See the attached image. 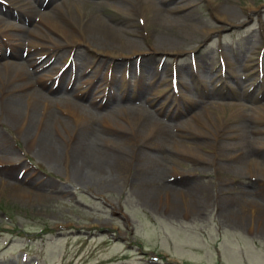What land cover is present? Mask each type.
<instances>
[{
    "label": "rangeland",
    "instance_id": "374dc122",
    "mask_svg": "<svg viewBox=\"0 0 264 264\" xmlns=\"http://www.w3.org/2000/svg\"><path fill=\"white\" fill-rule=\"evenodd\" d=\"M2 1L6 5L0 2V28L5 26L9 33L17 34L16 28L29 27L36 23L38 16L29 14L28 11L32 12L37 8L35 1L38 0H32V4L28 0H14L24 2L20 16L16 14V22L11 20L8 13L11 8L18 12V8L8 3L9 0ZM63 1L65 0H54V5L60 7ZM78 1L87 14L95 15L110 24H129L131 29L141 33L138 40L146 52L114 59L108 66L110 72L106 74V81L109 82L111 69L115 64L120 66L121 70H116L114 78L111 77V81L117 84L115 87L124 84L129 91L135 90L136 76L140 74L138 62L147 63L149 67L147 72L142 70L145 78L141 80L149 87L148 96H155L158 91L160 99H157L164 103L166 108L172 106L168 116L156 114L150 108L154 115L152 119L166 126L171 133L169 138L174 142L170 139V142H165L164 134L158 135V144L165 148L153 152L137 150L128 143L127 148L133 149L127 156H123L120 164L117 163L124 166V169L116 172L118 180L100 189L95 186H79L70 181L66 167H69L68 156H71L73 142L79 143L76 139L80 130H76L77 136L75 134L67 143L62 141L63 137L66 138L64 128L66 132L70 129L71 122L66 117L54 123L58 128L55 133L50 129L49 135L58 140L61 153L48 163L40 155L42 153L37 152L35 141L22 129L16 128L14 123L17 121L14 120L13 123L9 117L0 115V119L4 121L0 122V135L5 144L2 150L6 147L7 152L15 154L5 156L11 159V164H7L10 165L9 168L0 166V264H264V227L257 231L252 217L248 218L251 224L247 220H241L249 210L247 201L254 199L258 201L255 203L257 206L260 204V207H263L254 209L264 220V170L260 174L254 170L250 171L244 163L240 164L239 160L226 156L225 147L218 152V142L210 147L208 144L211 143L201 146L194 144L191 140L194 137L188 129L205 131L203 122L206 123V112L213 116L211 112L218 111L219 118L223 120L230 111L227 104L242 105V108L238 109L247 114L252 106L264 104V41L262 44L258 42L261 44H258V48H254L256 44L252 43L261 33L264 38V0H213V5L207 0H195L190 11L191 22L197 27L186 26L181 29L182 34L179 35L166 32L163 28H154L147 24L145 26L142 23L143 18L140 17V21L136 15L133 18L123 15L122 8L127 4L124 0ZM171 2L169 0L166 4L170 6ZM48 3L46 12L58 14L59 11L53 10ZM225 7L235 10L230 23H224L215 16L217 10ZM186 9L174 12L175 14L166 13L169 16L183 15L189 11ZM203 29H211L208 36L204 35ZM117 33L122 34L119 31ZM153 35L169 36L177 40L173 53L148 51ZM64 48L66 47H57L46 63L49 67L53 63L54 68L41 72V76L45 72V77H52L50 81L47 80L48 86L45 85L54 88L57 98L59 95L71 98V89L83 77L88 79L86 85L90 81L93 85L98 83L107 71L106 65L103 69H98V65L110 60L108 56L90 53L83 44L76 43L70 48V58L63 63V54L60 53L65 51ZM25 49L24 42L23 45L12 47L11 53L2 49L0 63L24 61ZM236 54L243 58L248 68L231 73L226 70L225 63L224 67L221 65V59L228 58L233 61L236 60ZM55 57L58 59L55 60ZM260 59L263 77L258 76L257 68H254ZM79 60L89 62L90 66L81 77L76 75L77 70L73 64V61ZM123 65H127L124 79L121 74ZM174 69L177 73L178 69H181L180 75H177L178 87L176 86L175 93L169 85L170 74H175ZM232 74L237 76L238 86ZM26 80L32 82V77ZM32 84L40 93L47 94L39 85L33 82ZM104 87L96 93L97 96L102 93ZM129 91L124 90L123 97ZM117 95L118 93L114 92L112 100L109 95L107 103L103 98L99 107L103 114L112 110L107 119L115 121H119L120 113L115 111L121 109L118 105L121 96L119 95L117 101L114 100ZM181 95L187 98H181ZM90 97L91 93L85 97L87 101L83 107L88 106L91 98L96 100V97ZM85 99H81L80 104H84ZM128 99H131L134 110L145 113L148 109L145 101L138 102L133 96H128ZM173 103H176L177 107ZM130 111L125 110V117L133 116ZM193 114L198 117L195 119L198 122L192 119L187 124H181L179 130L173 128L174 124L189 120ZM122 122L126 124L124 120ZM92 124L97 127L95 122L90 126ZM262 124L259 123L258 126L264 127ZM32 125H29L30 136L33 129L34 135H37L39 130L37 126L32 129ZM143 127H146V124L142 122L139 125L140 134ZM44 129L47 130L46 127ZM82 130L84 129L80 132L84 134ZM108 130L111 131V128ZM108 130L102 128L93 133L89 132L88 137L84 138L83 146H91L93 150L97 149L99 154L110 151L113 148L111 137L115 136V132L114 129L112 132ZM177 132L179 135H174L178 134ZM259 136L264 137V131L250 136L249 139ZM38 138L44 141L47 135H39ZM179 139L183 145H188L192 151L199 153L201 159L197 158L194 152L178 150L181 144ZM260 153L264 154V151L261 150ZM95 155L98 156L97 153ZM260 161H263L261 164L264 166V155ZM153 167H156L155 170ZM17 187L21 189L18 190L20 193L23 191L25 194L23 198L14 193ZM144 192L153 195V200L148 201ZM166 195L183 202L184 205L179 202L181 206H177L174 212L171 208L160 205L159 201L168 199ZM193 200L196 201L195 205L191 206L193 208L187 206L188 202ZM253 221L258 220L253 218ZM173 259L180 260V263Z\"/></svg>",
    "mask_w": 264,
    "mask_h": 264
},
{
    "label": "bare ground",
    "instance_id": "6f19581e",
    "mask_svg": "<svg viewBox=\"0 0 264 264\" xmlns=\"http://www.w3.org/2000/svg\"><path fill=\"white\" fill-rule=\"evenodd\" d=\"M9 1L10 2L8 3H10L12 6L18 8V10H22L24 2L14 0ZM46 1L47 3L49 2L48 6H51L53 10L57 9L59 11L57 12L58 14L47 13V3L43 7L39 8L41 0H38V2L35 1L37 8H32V12H30L31 10L28 11L29 14L38 16L35 24L32 23L29 27L26 26L16 28L15 30H17V34L9 33L6 29L7 27L5 26H1L0 28V57H2V49L8 50V53H11L10 49L12 47H17L18 44L23 45V42L26 47V49L24 50V61L0 63V110L2 111L0 115L9 117L8 119H10L13 123L14 120H16L17 122L14 123L16 125V128L22 129L24 133L30 137V139L35 141L37 152L42 153L40 155H42L43 159H45L48 163L53 158H56V155H59L61 153V150L58 149V140L52 138L51 135H49L50 129L53 133H55V131L58 129L54 124L55 122L60 121L63 117H66L71 122L69 124L70 129L67 132L64 128L66 138L63 137L62 141H66V143L71 140V138H73V136L76 134V130L81 131V129H84L82 131L84 132V134L86 133V135H84L80 131L79 134L77 133L78 139L76 140H79V143L73 142V145L71 147V156H68L69 167H66V169L70 181L76 182L79 186H95L96 188L100 189L105 185H110L115 180H118L116 179V172H118L120 169H124V166H119L118 164H120L119 162H122L123 156L128 152H131L133 149L127 148L126 145L128 143L130 145L132 144V147H134L135 149L142 151L153 152L165 148L161 143V145L158 144L157 137L158 135L160 136L164 134L163 138L166 137V139H164L165 142H167V140L168 142H170L171 139L169 137L171 136V133H169L167 128H165L166 126L155 122L154 119H152V114L154 112L156 114L168 116L169 114H171L169 113V109L172 106L166 108L167 106L160 100H155L156 96L159 98L160 92L158 93V91H156L155 96H148L149 87H147L144 84L145 82L141 80L145 78L144 72H147V67H149L147 66V63L140 64L138 62L140 74L136 76L137 80L135 81V90L129 91L130 89L126 88L124 84H120L119 87H115L117 86V84L111 81V77L114 78V72H116V70H120V66L115 64L112 66L109 82L106 81V74L110 72L108 66L114 59L120 57H129L130 55L137 56L141 53L146 52V50L141 48V43H139L138 40L140 39V32L135 29H131L129 24H121L117 22L110 24V22L107 23L95 15L87 14L80 7L81 4L78 0H65L60 3V7L54 5V0L53 2L52 0ZM167 1L169 0H124L123 2H126L127 4H124L125 6H123L122 8V14L125 16H130L132 18L136 15L139 18H143L142 23L145 26L147 24L154 28H163L166 30V32H172L178 35L182 34V32L180 31L186 26H190L193 28L197 27L195 23L191 22L192 13L190 11L191 5L195 0H170L172 1L170 6L166 4ZM11 2H14V4H12ZM207 2L212 5L214 4L213 0H207ZM17 4H19L20 6H18ZM111 4L113 3L111 2ZM41 8L42 11H40ZM184 8H187L189 11L187 13H184L183 15L169 16L166 13L168 12L171 14H175L174 12H179L180 10L183 11ZM249 10H251V8ZM234 11L235 10L232 7L220 8L215 12V16L218 19L223 20L224 23H230V18L233 17ZM125 26L127 28H125ZM210 30L211 29H203L204 35H207L208 32L210 33ZM118 31L122 32V34L117 33ZM8 41L10 42V44H6ZM150 42L151 43H149L148 51H171L173 53L174 47L177 46V40H173L172 38H169V36L153 35L150 38ZM12 43L13 46H11ZM76 43L83 44V46H85V48L90 53H102L108 56L110 60L107 63L105 61L101 62L97 67L98 69H103L106 65L107 71L103 78L95 85H93V82L91 81L86 85L88 79H83V77L79 81V83L76 85L74 84L75 86L71 89V98H67L66 96L63 97L61 95H59V97L57 98L56 95H54V88L46 87V85L48 86V84H46L47 80L52 77H45V72L41 76V72L44 69L47 72L50 69L54 68L53 63L50 64L51 67L46 65V63H48V61L52 57V53H54L57 47H66L64 48L65 51L63 53H60L61 55L63 54L62 62L64 63L67 59L70 58L69 52L71 50V46L76 45ZM65 52L67 53L64 54ZM235 57L236 60L233 61L228 60V58H222L224 59L223 61L226 64V70H229L231 73H237L239 69L244 70L246 68V64L243 62V58L241 56L239 58L237 54ZM57 59L58 57H55V60ZM73 64L77 70L76 75H78L79 77H81L82 73H85L86 68L90 67L89 62L84 63L81 60L73 61ZM126 67L127 65H123L124 70H122L121 72L123 79L124 74L127 71ZM133 68L136 72L135 64L133 65ZM142 70L144 72H142ZM180 71L181 69H178L177 75H180ZM231 76L235 75L232 74ZM28 77H32V82L39 85V87H41V90L45 91V93L47 94L43 95L36 88H34L32 82L26 80ZM236 77L237 76H235L233 80H235V84L238 86L239 82L238 80H236ZM102 87H104L102 89V93L96 97V100H91V98L86 108L79 104L78 101L85 98L89 92L97 89L95 91V93H97L101 90ZM124 90L129 91L128 93H126L125 97H123L122 95ZM114 92L118 93V95L114 97V100L119 99V95L121 96L119 102L120 104H118L121 109L115 111L120 112L119 121L107 119L112 110L107 111L106 114L101 113V109H99V107L102 103L101 101H97L104 98V102L107 103L106 101L108 100V96L110 95L112 100ZM128 96L135 97L136 99H138V102L145 101V106L148 107V109L146 110L147 112L144 111L145 113H143V111L134 110L132 101L131 99H128ZM181 98L187 97L185 95H181ZM21 99H23V101H21ZM19 103L21 105H19ZM149 105L153 107V112L150 111ZM227 107L230 108V111L228 112V115L223 117V120L219 118L220 114L218 113V111L211 112L213 113V116L209 115L208 112L204 113V116H206V123H203L206 129L204 128L205 131H202L197 128H188L192 132L191 134L194 137H192L193 139L191 140L194 144L200 146L204 143H211L208 144V147L213 145V143L218 142V152L222 150V147H225V152L227 154L226 156H230L229 158L239 160L238 162L240 164L244 163L245 167L248 166L250 171L254 170L255 172L260 174L264 170V166L261 164L263 161H260L264 155L260 153L261 150L264 151V137H254L252 138V140H250L249 137L264 131V127L260 128L261 126H258L259 123L264 124V104L252 106L250 110L251 112L248 111V114L244 113L245 111L242 112L240 111V109H238V107L242 108V105L227 104ZM127 109H129V111L131 110L129 113L133 115L130 118L125 117V110ZM197 118L198 117H196V114H193L189 120L181 122L180 124H174L173 128L175 127L176 130H179V128H181V124H187L192 119L197 120ZM123 120L124 122H126V124L122 122ZM0 122L3 123L4 121L0 119ZM93 122L97 124V127H94L93 124L92 126H90ZM142 122L146 124V127H143L142 134H140L139 125H141ZM30 123L33 124L32 129L34 128V126H37V128L39 129L38 130L37 128H35L38 130L37 135H34L33 129V134L30 136ZM45 127L47 130L44 129ZM102 128H111V131L107 129L110 132H112V129H114L113 132H115V136L111 137V145L113 146V148H110L111 150L108 152H102L101 154H99V151L97 149L93 150L91 146H87L86 148L83 146V144L84 138L88 137L89 132L93 133V131H95L96 129ZM230 131L232 133H230ZM77 134L75 136H77ZM39 135H47V138L43 141L41 138H38ZM174 135H179V133H175ZM102 139L107 140L106 138ZM178 141L181 143L180 139ZM250 141L253 144L250 143ZM96 142L97 141H95V143ZM171 142L174 141L171 140ZM221 142H223L225 146H222ZM3 146H5L4 139L0 135V166L9 168L10 165L7 164H11V159L5 156L8 154H15L13 152H7L6 147L4 150H2ZM166 146H168V144ZM178 150L182 152H194V155L197 158L201 159L199 153L195 152V150L192 151L191 147H189L188 145H183V142L179 144ZM95 152L99 157L95 155ZM155 168L156 167H153V170H155ZM151 170L152 169H150V171ZM18 190L21 189L17 187L14 193L17 194V196L23 198L25 194H23V191L20 193V191ZM171 192L174 191L171 190ZM144 194L148 201L153 200V195L147 192H144ZM166 197L168 198L166 199V201H159L160 205L171 208L173 212L177 209V206H181L179 204L180 201L173 200L167 195ZM251 199L254 198L251 197ZM195 202V200L191 201L190 203L188 202L187 206L191 207ZM247 202H249L247 204L249 210L247 211L248 213L246 214V217H241V220H247L248 223L251 224V221H249L248 218L252 217L253 225H255V229L259 231V228L264 227V220L259 216L254 208L257 209V207H259L260 209H262L263 207H260V204L259 206L255 204L258 203L256 199H254V201L249 200ZM180 203L184 205L183 202ZM236 217L240 218V216ZM253 218H256L259 222L253 221Z\"/></svg>",
    "mask_w": 264,
    "mask_h": 264
}]
</instances>
